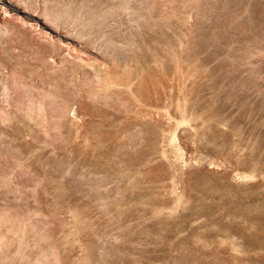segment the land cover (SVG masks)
<instances>
[{
  "label": "rangeland",
  "instance_id": "374dc122",
  "mask_svg": "<svg viewBox=\"0 0 264 264\" xmlns=\"http://www.w3.org/2000/svg\"><path fill=\"white\" fill-rule=\"evenodd\" d=\"M0 264H264V0H0Z\"/></svg>",
  "mask_w": 264,
  "mask_h": 264
}]
</instances>
